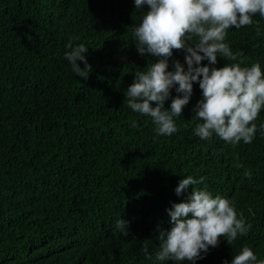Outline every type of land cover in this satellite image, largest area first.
<instances>
[{
    "label": "trees",
    "instance_id": "trees-1",
    "mask_svg": "<svg viewBox=\"0 0 264 264\" xmlns=\"http://www.w3.org/2000/svg\"><path fill=\"white\" fill-rule=\"evenodd\" d=\"M142 12L133 0H0V264H152L144 249L155 258L188 175L252 224L196 264L231 261L243 246L264 259V130L251 143L196 136L197 83L173 135L158 136L150 117L128 108L135 73L157 60L136 49ZM254 20L230 28L226 42L242 66L264 69V18ZM69 43L88 47L86 77L65 59ZM173 60L184 63L182 49L168 70ZM225 63L218 56L215 67Z\"/></svg>",
    "mask_w": 264,
    "mask_h": 264
},
{
    "label": "clouds",
    "instance_id": "clouds-1",
    "mask_svg": "<svg viewBox=\"0 0 264 264\" xmlns=\"http://www.w3.org/2000/svg\"><path fill=\"white\" fill-rule=\"evenodd\" d=\"M138 10H143L140 23L134 28L133 38L140 55L151 54L146 70L137 71L135 79L125 92L126 105L133 112L151 118L156 134L170 136L178 131L176 118L180 117L193 94V84L201 90V98L193 111L199 121L194 129L203 140L218 136L226 143H251L258 130H264V123H255L264 110V69L257 61L242 66L226 42L228 30L234 26L255 23L259 14L264 18V0H133ZM65 59L72 71L86 77L91 71L87 62L88 47L81 43L66 45ZM173 49H182L184 63L169 58ZM233 63L215 67L217 57ZM83 62V68L77 62ZM207 61L206 64H201ZM186 65V67H185ZM177 95L171 99L168 108L165 101L170 90ZM151 102H155L152 106ZM132 127L137 126L132 121ZM204 181L188 175L182 177L174 191L179 197L188 193L186 200L172 203L166 212L171 227L159 231V250L153 254L144 249L145 258L152 264L174 261L182 264H196L219 243V238L235 241L250 231L252 224L236 210L235 204L221 195H213L207 187L197 188ZM189 187L191 191L189 192ZM126 222L120 219L118 227L128 235ZM223 264H264L251 247L243 246L233 255L231 261Z\"/></svg>",
    "mask_w": 264,
    "mask_h": 264
}]
</instances>
